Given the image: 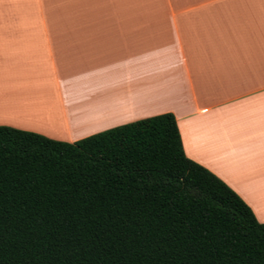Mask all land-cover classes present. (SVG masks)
<instances>
[{
	"label": "crops",
	"instance_id": "1",
	"mask_svg": "<svg viewBox=\"0 0 264 264\" xmlns=\"http://www.w3.org/2000/svg\"><path fill=\"white\" fill-rule=\"evenodd\" d=\"M168 112L264 222V0H0V125L74 142Z\"/></svg>",
	"mask_w": 264,
	"mask_h": 264
},
{
	"label": "trees",
	"instance_id": "2",
	"mask_svg": "<svg viewBox=\"0 0 264 264\" xmlns=\"http://www.w3.org/2000/svg\"><path fill=\"white\" fill-rule=\"evenodd\" d=\"M0 264H264V222L172 113L74 142L0 125Z\"/></svg>",
	"mask_w": 264,
	"mask_h": 264
}]
</instances>
